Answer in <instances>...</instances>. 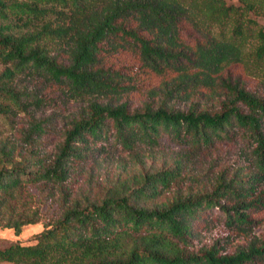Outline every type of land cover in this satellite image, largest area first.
<instances>
[{
    "label": "trees",
    "instance_id": "obj_1",
    "mask_svg": "<svg viewBox=\"0 0 264 264\" xmlns=\"http://www.w3.org/2000/svg\"><path fill=\"white\" fill-rule=\"evenodd\" d=\"M92 0H0V114L24 107L32 96L20 88L15 77L24 72L41 73L60 82L63 79L80 89L91 86L120 88L96 79L101 69L91 70L97 55L106 50L111 36L139 45L144 57L153 62L178 60L172 53L154 46L153 39L129 28L120 20L129 11L148 10L155 19L176 16L152 2H127L105 11L89 28L75 38L69 65L59 62L40 41L76 27L77 15ZM241 5L226 0H208L218 15L239 12L240 6L253 9L249 0ZM68 8V11L65 8ZM50 14L68 15L73 24L52 28ZM241 14V13H239ZM76 16V17H75ZM239 23L236 28L239 27ZM260 55L264 53V27L258 31ZM116 74L119 71H114ZM106 73V72H105ZM230 97L216 110L186 109L161 103L131 109L128 102L116 105L92 101L79 118L73 119L63 139L52 152H44L34 139L43 122L31 124L23 135L28 146L0 143V226L19 234L24 225L40 222L39 208L24 210V189L42 183L49 185L59 202L57 213L43 223V229L28 243L16 240L0 248V261L7 264H246L264 256V241L234 252L224 249L219 239L197 248L194 238L211 218L220 215L225 226L241 227L253 223L250 213L264 206V97L238 82L228 84ZM173 89L167 91L171 95ZM36 98L39 99L37 96ZM241 139L253 157V167H237L232 173L222 169L204 190H177L170 199L146 205L145 202L170 191L185 175L183 164L156 170L133 172L126 164L98 198L73 195L74 172L92 161L109 145L133 151L138 143L154 146L161 138L195 149L208 148L220 141ZM136 162L144 165L138 154ZM138 158V159H137Z\"/></svg>",
    "mask_w": 264,
    "mask_h": 264
},
{
    "label": "rangeland",
    "instance_id": "obj_2",
    "mask_svg": "<svg viewBox=\"0 0 264 264\" xmlns=\"http://www.w3.org/2000/svg\"><path fill=\"white\" fill-rule=\"evenodd\" d=\"M226 1L237 5L242 3L240 0ZM127 2H152L175 15V19H155L148 10L143 14L129 11L120 22L129 28H140V34L153 39L155 47L184 56L169 61L153 57L151 62L144 57L139 45L111 36L105 44L106 50L97 55V62L89 69H101L96 79L120 88L91 86L80 89L68 80L56 82L33 71L19 74L14 81L32 96L24 98L23 108L0 114V143L24 145L26 155L28 146L25 140L23 142V135L32 123L42 121L43 129L35 134L34 139L44 152H52L63 139L71 121L86 113L92 101L112 105L128 102L131 109L143 108L148 103L157 107L165 102L177 109L196 104L198 109L216 110L220 102L231 95L228 84L235 82L264 97V53L260 55L258 52L261 44L258 31L264 27V0H249L254 5L253 9L240 6L239 12L228 16L215 13L208 0H92L86 2L85 12L77 15L75 28L45 36L39 43L67 66L75 49V38L96 19H101L105 11ZM62 11L70 12L67 7ZM46 21L52 28L73 24L68 15L63 14H50ZM238 23L240 26L236 28ZM4 66L0 61V72ZM170 89L173 91L168 96ZM241 136L242 132L236 131L233 140L220 141L201 149L190 144H176L166 138H161L160 143L154 146L138 143L131 152L111 144L74 172L73 195L100 197L119 174L123 163L129 170L139 172L169 167L178 160L183 164L184 179L170 191L146 201V205L170 199L177 190L209 189L222 169L228 167L232 173L240 166L253 167V157ZM134 153L145 162L144 165L136 162ZM262 187L264 179L259 188ZM58 207L59 202L49 185L37 183L28 186L24 189V210L39 208L41 220L24 225L19 234H15L12 228L0 226V248L16 240L28 243L43 229V223L57 213ZM250 217L251 225L232 228L225 226L220 214L211 218L194 238V247L216 239L229 252L261 244L264 241V206L251 211ZM0 264L7 262L0 261ZM246 264H264V256Z\"/></svg>",
    "mask_w": 264,
    "mask_h": 264
}]
</instances>
